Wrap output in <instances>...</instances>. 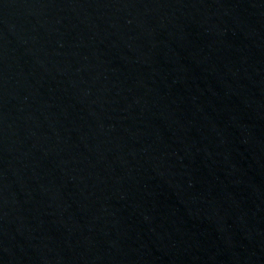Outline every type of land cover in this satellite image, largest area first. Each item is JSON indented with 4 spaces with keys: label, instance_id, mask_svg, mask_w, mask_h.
Masks as SVG:
<instances>
[{
    "label": "water",
    "instance_id": "1",
    "mask_svg": "<svg viewBox=\"0 0 264 264\" xmlns=\"http://www.w3.org/2000/svg\"><path fill=\"white\" fill-rule=\"evenodd\" d=\"M262 242L264 0H0V264Z\"/></svg>",
    "mask_w": 264,
    "mask_h": 264
}]
</instances>
